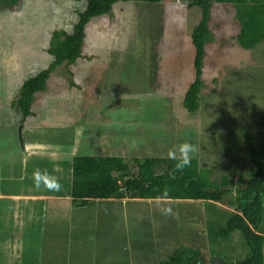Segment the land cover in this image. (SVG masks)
Here are the masks:
<instances>
[{"label": "rangeland", "instance_id": "374dc122", "mask_svg": "<svg viewBox=\"0 0 264 264\" xmlns=\"http://www.w3.org/2000/svg\"><path fill=\"white\" fill-rule=\"evenodd\" d=\"M86 7V1L22 0L13 12L0 9L2 159L16 162L18 158L8 153L18 155L22 148L18 138L22 113L16 102L23 83L51 65L53 58L47 49L52 33L56 30L72 33ZM201 18V10L189 8L186 0L161 5L117 3L111 14L89 21L82 49L84 58L71 66L62 64L52 72L45 90L35 95L32 115L25 125L45 126L49 139L61 140L63 145L70 142L71 147L66 149L70 156L65 160L76 151L75 156L121 157L132 165L135 158L142 161L171 158L172 153L178 157V146L188 142L197 147L192 159H197L200 167L210 173L212 181L219 182L222 175L233 169L236 183L242 174L250 172V149L264 148V42L252 50L240 48L234 8L214 4L210 22L212 41L206 46L203 67L201 107L190 114L183 101L195 80L191 36ZM74 124L82 126L76 135L74 130L69 132L66 140L64 134L68 131L64 129ZM34 131L38 132L35 135H41L39 129ZM60 147L52 150L53 155H64ZM37 151L38 155L48 157L44 147ZM226 161L231 163L228 165ZM25 164L29 168L30 160L26 159ZM39 170L40 176L47 175L40 164ZM50 174L45 181H52L56 172ZM66 178L63 194L70 199L69 207L64 206L69 211L68 222L56 225L52 212L50 224L56 226L48 227L47 240L63 239V245L68 244L71 250L68 264H99L100 252L103 257L100 262L114 264L104 253L111 250L108 245L120 240L134 242L127 251L132 252V264H142L143 256L155 257L159 241L174 237L175 249L190 247L192 230L202 234L200 228L206 229L210 222L207 218L203 227L201 218L192 221L199 212L192 208V202L183 207L175 204V208L169 207L170 215L159 216L153 208L155 203L149 201H115L112 206L96 201L86 210L74 212L70 204L72 174L69 181ZM24 185L30 188L33 182L26 181ZM37 188L35 185L33 189ZM55 188L49 183V191ZM229 199L215 207L233 211ZM195 205L205 213L209 207V203L203 202ZM108 209L109 213L114 210L110 216ZM162 223L164 227L160 230L158 226ZM5 232L7 236L6 228ZM2 234L0 228V237H5ZM35 234V231L26 234L29 248L37 240ZM10 239L7 249L0 246L8 254L15 251L13 236ZM80 242H91L89 252L95 250V255H82V249L77 247ZM153 243L156 245L149 248ZM212 246L210 242L205 244L204 256L208 258L204 264L216 259L212 252L219 248ZM3 249L0 259L8 260ZM44 253L41 263L28 262L34 260L28 257V252L25 260L28 264L52 261L54 264L45 248ZM59 259L62 258L58 256L56 260ZM116 259L115 264H130L128 257ZM14 264H19L18 260Z\"/></svg>", "mask_w": 264, "mask_h": 264}, {"label": "trees", "instance_id": "16d2710c", "mask_svg": "<svg viewBox=\"0 0 264 264\" xmlns=\"http://www.w3.org/2000/svg\"><path fill=\"white\" fill-rule=\"evenodd\" d=\"M87 2L84 12L73 32L62 30L52 33L47 53L53 58L51 65L38 75L27 79L20 90L16 105L22 113L18 132L20 145L24 150V128L32 115V102L38 93L45 90L52 72L62 64L71 66L83 59V45L86 27L90 20L112 13L117 3L137 2L148 5H161L172 0H62ZM189 8L202 12L200 23L193 29L192 45L195 49V80L187 90L183 107L190 114L199 111L200 95L203 88V67L206 46L212 41L210 29L211 13L214 4L232 6L235 10V23L239 30L236 41L240 48L252 50L264 42V0H186ZM22 0H0L2 11H15ZM228 158V157H226ZM172 158L133 159L130 165L121 157H96L78 155L72 162L71 206L87 207L91 201H149L155 203L156 216L162 207L182 206L192 202V208L199 212L192 221L206 219L210 222L200 232L192 230L190 247L175 249V238L159 241L154 249L155 257L143 256L142 264H196L204 263L205 244L218 246L214 256L235 264H264V148L249 151L250 172L242 174L234 181V170L222 175L219 182L211 180L210 173L200 167L197 159H192L190 167L183 172L174 168ZM227 162V161H226ZM228 165L231 162H227ZM228 200L233 211L220 210L216 204ZM209 203L207 212L195 203ZM153 205H150L152 207ZM159 206V208H157ZM183 207V206H182ZM175 208V207H173ZM193 209V210H194ZM207 225V224H206ZM163 223L158 226L160 230ZM156 228V226H154ZM197 229V228H196ZM205 236V237H204ZM203 237V238H202ZM202 238V239H201ZM182 242V239H179ZM134 244V242H132ZM239 244L242 246L239 247ZM156 244H149L152 249ZM137 246V245H135ZM240 249V250H239ZM230 251V252H227ZM241 252V253H240ZM222 254V255H221ZM205 255V256H204ZM210 259V258H209ZM212 259V258H211Z\"/></svg>", "mask_w": 264, "mask_h": 264}, {"label": "crops", "instance_id": "0c3cea01", "mask_svg": "<svg viewBox=\"0 0 264 264\" xmlns=\"http://www.w3.org/2000/svg\"><path fill=\"white\" fill-rule=\"evenodd\" d=\"M25 126H27V128H24V150L22 148L18 150V155H15L11 152L8 153V155L17 157L18 160L16 162H14L13 159L11 161L4 160L1 157V152L3 151H0V228L2 231H4V234L2 235L5 236L0 237V246H8V242L11 240L10 235L13 236V241L15 242L13 245L15 251H11L10 254H8L9 251L0 248L3 249L4 252L6 251L8 256V260H6V258H1L0 260L2 261H0V264H14L17 262V260L19 264H28L25 260V255L27 252L28 257L34 259L28 260V262L31 263L32 261L41 263L42 255L45 254L44 248L47 251V255L49 254L55 260L54 264H62L63 260H65V264H68V258L69 255H71V250H68V244L63 245V239L48 241L47 230L49 226L63 225L64 221L68 222L67 214L69 211L67 207H69L70 199L67 194H63L65 192V190H63V183L66 182L64 180V176L67 177V181H69V176L71 177L72 170L70 167L73 162V158L76 155V151L74 153L72 152L71 158L69 160H65L70 156H68L69 151H66V149L71 147L70 142H66V144L63 145L60 143L61 140H59V142H54L53 139H49L50 137L48 136V131L45 129V126H42L43 128H37L36 126L30 124H26ZM81 126L82 125L79 124L71 125V127L68 125V127L64 129L68 131L64 134L66 136V140L69 137V132L74 130L73 134L76 135ZM34 129H39V133H41V135H35L38 132H35ZM59 146H61L60 148L64 150V155H53L52 150ZM43 147L46 151H48V157H46V155L37 154L39 153L37 150ZM44 154H46V152ZM26 159L30 160L31 168L26 167ZM37 159H40L41 161ZM39 164L41 165V168L44 169L45 173H47V175H36L37 170H39ZM6 167L8 168L6 169ZM27 171H29L30 174H27ZM51 171L53 173L56 172V174H53V178H55V181L60 185L58 189L55 188V191H49V183H52V181H45L49 179L50 175H52L50 174ZM23 172L24 175L22 174ZM26 181H32L33 186L30 188L26 187L24 185ZM37 184H39V187L34 190L33 188ZM45 189L48 190L45 191ZM40 190L41 192H39ZM92 202L96 201H91L87 207L75 208L72 206L71 211L75 212L78 210L81 212L86 210ZM98 202L101 204H111L110 206H112L114 201L104 200ZM65 205H67V207H64ZM113 211L114 210L112 209L109 213L108 209V216L113 214ZM52 212L55 214L54 220L56 225L50 224V218L52 216L50 214ZM5 228L7 230V236ZM31 231L36 232L34 237L36 236L37 240H34L32 246L29 248L28 245H26V234ZM65 234L67 237V232ZM87 245H91V242H80V245L77 247L82 249V255L85 253L95 255V252L97 251L92 250V252H89V249H92V245ZM108 246L111 248V250L104 253V255L109 258L112 263L115 264L117 260L116 258L121 257H125L126 259L128 257L130 264H132L134 261L132 252H128L132 247L131 240H120V242H116V244H111ZM37 249H39L38 254ZM58 256L62 259L56 260ZM97 257L99 258V264H109L107 261L100 262V260L103 258L101 257V252ZM113 258H115L114 262ZM52 262H49L48 264H51Z\"/></svg>", "mask_w": 264, "mask_h": 264}, {"label": "clouds", "instance_id": "9594fccd", "mask_svg": "<svg viewBox=\"0 0 264 264\" xmlns=\"http://www.w3.org/2000/svg\"><path fill=\"white\" fill-rule=\"evenodd\" d=\"M197 151V147L191 143L185 142L178 146V157L176 153L171 154V158L175 160L174 168L178 172H183V170L187 167H190L192 162V154ZM37 176H40L41 173L39 170L36 172ZM52 186L56 187L57 189L60 185L55 181V178H52ZM39 187V184H37ZM163 215H170L172 213V209L168 207H162L160 209Z\"/></svg>", "mask_w": 264, "mask_h": 264}, {"label": "water", "instance_id": "95a60500", "mask_svg": "<svg viewBox=\"0 0 264 264\" xmlns=\"http://www.w3.org/2000/svg\"><path fill=\"white\" fill-rule=\"evenodd\" d=\"M210 264H235V263L234 262H232V263H226L225 261L216 258V259H213Z\"/></svg>", "mask_w": 264, "mask_h": 264}, {"label": "flooded vegetation", "instance_id": "af4514ba", "mask_svg": "<svg viewBox=\"0 0 264 264\" xmlns=\"http://www.w3.org/2000/svg\"><path fill=\"white\" fill-rule=\"evenodd\" d=\"M211 262H212V261H211ZM196 264H204V263H199V262H198V263H196Z\"/></svg>", "mask_w": 264, "mask_h": 264}]
</instances>
